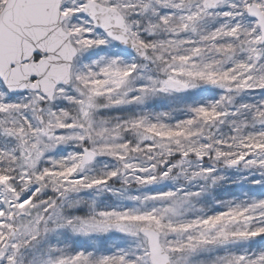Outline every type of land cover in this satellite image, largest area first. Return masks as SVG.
<instances>
[{
	"label": "snow or ice",
	"instance_id": "snow-or-ice-1",
	"mask_svg": "<svg viewBox=\"0 0 264 264\" xmlns=\"http://www.w3.org/2000/svg\"><path fill=\"white\" fill-rule=\"evenodd\" d=\"M228 169L264 186V0H0V264H264Z\"/></svg>",
	"mask_w": 264,
	"mask_h": 264
},
{
	"label": "rangeland",
	"instance_id": "rangeland-1",
	"mask_svg": "<svg viewBox=\"0 0 264 264\" xmlns=\"http://www.w3.org/2000/svg\"><path fill=\"white\" fill-rule=\"evenodd\" d=\"M105 53L112 54H122L125 57H132L135 55L133 52H128L124 50L117 44L109 47V48H101L97 50L93 55H104ZM217 90L209 87H202L197 90H193L189 93L178 95L175 97H159L148 102V107L150 108H169L174 105H182L186 102H191L193 100L211 98L215 95ZM261 94L257 93L251 96V99H257ZM226 179L221 182L218 186L213 188L209 193H206L204 196V200L208 203H212L213 198L216 199H228L234 196H241L245 192L249 190L252 191H264V186L261 185H252L249 181L253 178H259L258 176H250L247 170L244 169H228L224 171ZM172 186V182L169 181L163 185L152 186L149 189H142L141 191H154L158 187L159 188H168ZM135 191V190H133ZM217 207H219L217 205ZM83 211V210H81ZM121 233L119 232H111L107 235H101L93 238L87 237H75V242L80 246L92 245L93 243L98 246L105 247L110 246L113 243L122 244L123 242L119 239L121 237Z\"/></svg>",
	"mask_w": 264,
	"mask_h": 264
},
{
	"label": "water",
	"instance_id": "water-1",
	"mask_svg": "<svg viewBox=\"0 0 264 264\" xmlns=\"http://www.w3.org/2000/svg\"><path fill=\"white\" fill-rule=\"evenodd\" d=\"M120 46H122L123 48H125V49H127V50H129V51H133L130 47H126V46H123V45H120ZM134 52V51H133Z\"/></svg>",
	"mask_w": 264,
	"mask_h": 264
},
{
	"label": "trees",
	"instance_id": "trees-1",
	"mask_svg": "<svg viewBox=\"0 0 264 264\" xmlns=\"http://www.w3.org/2000/svg\"><path fill=\"white\" fill-rule=\"evenodd\" d=\"M203 87H205V88L207 87V88L209 89V87H211V86L205 85V86H203Z\"/></svg>",
	"mask_w": 264,
	"mask_h": 264
}]
</instances>
